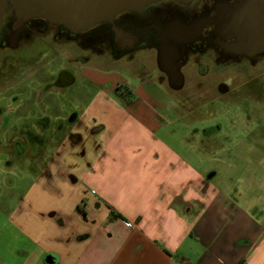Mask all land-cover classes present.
<instances>
[{
  "label": "crops",
  "instance_id": "obj_1",
  "mask_svg": "<svg viewBox=\"0 0 264 264\" xmlns=\"http://www.w3.org/2000/svg\"><path fill=\"white\" fill-rule=\"evenodd\" d=\"M77 76L94 96L73 121L47 116L45 143L31 156L40 163L33 179L5 184L0 194V264H264V177L191 163L187 88L157 82L185 90L178 103L168 91L135 84L125 103L109 82L129 77L102 66ZM257 85L251 111L264 107ZM175 120L186 128L180 152L174 136L154 134ZM86 136L93 157L73 175L59 156Z\"/></svg>",
  "mask_w": 264,
  "mask_h": 264
},
{
  "label": "rangeland",
  "instance_id": "obj_2",
  "mask_svg": "<svg viewBox=\"0 0 264 264\" xmlns=\"http://www.w3.org/2000/svg\"><path fill=\"white\" fill-rule=\"evenodd\" d=\"M1 32L0 89L4 92H0V99L12 97L15 92L24 93L22 107L19 111L6 112L0 122V194L3 195L7 189L5 188L7 184L13 182L22 186L24 183H28L30 179H33L31 172L34 175L35 170L40 167V163L31 162L26 154L22 156V162L20 163L19 160H16L18 158L15 159L13 155L11 156L6 151L8 144L5 136L10 134L15 137L19 132V128L24 129L17 126V117L19 115L28 116L31 127H34V120L42 115L55 119H57L56 116L67 118L70 115L77 114L79 109L85 108V105L90 102L95 94V89L80 79L62 91H55L53 88L51 89L52 92L40 98L36 87L38 88L40 84L52 80L62 70L78 77L77 73L82 65L76 62V57L80 55L90 56L86 67L102 66L103 68L107 67V70L119 71L123 77H129L131 85L136 84V77L128 74L130 71L123 68L125 62H105L102 59L101 61L98 57L100 53L95 52L91 57L88 51H85L77 45V42L71 39H65L59 46L53 43V27L43 32L35 31L28 37L29 39L22 37L18 47L14 49L7 45V42L3 40V36L1 39ZM26 39L29 41H26ZM140 54L141 56L137 57L138 64L135 63L139 71H136L135 74L142 72L144 65H147L146 70L149 66L155 69L154 52L146 50L140 52ZM196 66V64H193L185 69V71H188V153L191 154V156L188 155V158L195 167L203 171L227 173L228 171L231 172L236 166L239 169L237 172L242 171V175L244 171L247 172L250 169L257 174V179L259 177L263 178L264 107H256V109L250 110V104L254 103L255 99L258 102L257 95L254 99H251L249 95H245V93L250 92L248 85L251 84L241 85L238 90L235 89L226 96L221 97L219 91L216 90L217 83L220 80H223L230 88L238 82L236 79H220L218 76L217 73L220 67L224 68L229 65L220 64L218 67L216 64H211L208 74L204 76L194 73L197 69ZM199 70H203V67L199 66ZM143 73L145 75L144 83L142 81L143 86L158 88L163 93H167L166 86L157 83V77L151 70L149 74ZM143 73H140V75ZM243 81V78L240 79V83ZM12 82L14 84L16 82L17 85L14 86V84H11ZM255 82L258 84L257 87H261L262 79H257ZM10 85L13 88H10ZM194 87L198 89H194ZM168 92L172 96L171 98L178 103H181L186 96L185 90ZM114 97L113 94H110L109 98L114 99ZM184 124L183 120H175L171 125H167L162 131L154 134L157 136L166 135L170 138L174 136V144L180 152L184 150L180 139L186 132ZM38 129L35 128V130ZM91 138L89 136L81 139L75 138V141H77L75 146L70 145L69 148L65 149L63 155L59 156L60 163L68 167L73 175H81L83 171L88 169L89 162L93 157ZM52 152H55V146L48 149V153ZM7 160L10 162V166L5 164ZM19 190L21 189L18 188L15 193V199L19 198L21 193ZM0 199H3V197H0ZM5 209H7L5 206L1 207V211Z\"/></svg>",
  "mask_w": 264,
  "mask_h": 264
},
{
  "label": "flooded vegetation",
  "instance_id": "obj_3",
  "mask_svg": "<svg viewBox=\"0 0 264 264\" xmlns=\"http://www.w3.org/2000/svg\"><path fill=\"white\" fill-rule=\"evenodd\" d=\"M18 21L13 9L9 7L4 12L0 31L1 39L3 36L10 48H17L22 37L29 39L33 32H43L53 27L52 42L58 46L65 39H71L88 51L91 57L95 52L100 53L99 59L105 62H125L123 68L135 75L137 88L142 86L143 81L140 72L135 74L139 71L135 65L138 64L137 57L141 56L140 52L151 50L155 54L156 65L155 69L149 66L146 73L149 74L151 70L156 74L157 82L167 79L174 89L181 90L186 87L187 104L188 71L185 69L193 64L197 65L194 73L200 76L208 74L211 64L229 65L220 67L218 76L220 79H236L238 82L230 88L220 80L216 90L221 97L238 90L241 85L251 84L248 85L250 92L245 93L251 98L258 78L262 79L261 85L264 89V0H157L146 4L140 10L118 13L109 21L99 22L76 32L61 24L49 23L41 17L29 18L21 26ZM14 36L16 43L10 46L8 42ZM89 57H76V62L82 65V73ZM199 66L203 70H199ZM117 73L120 74L119 71ZM179 76L183 78V82L177 86ZM242 78L244 81L240 83ZM73 83V74L62 70L52 80L36 87V91L40 98L52 92L53 88L55 91H62ZM16 85L15 82L14 86ZM109 85L116 94L132 92L134 89L129 81L118 80L115 83L109 82ZM10 88L13 87L10 85ZM0 92L4 91L0 89ZM23 94L15 92L12 97L0 99V122L6 112L19 111ZM74 118V114L70 115L67 121H73ZM28 119L26 115H19L16 124L24 129L19 128L15 137L10 134L5 136L8 144L6 151L15 159L18 158L16 160L20 163L25 154L32 161L34 149L43 146L47 137L46 127L49 120L46 115L37 117L33 122L34 127H31ZM62 121L58 120L57 124ZM35 128H39V131ZM5 164L11 165L8 160Z\"/></svg>",
  "mask_w": 264,
  "mask_h": 264
},
{
  "label": "water",
  "instance_id": "obj_4",
  "mask_svg": "<svg viewBox=\"0 0 264 264\" xmlns=\"http://www.w3.org/2000/svg\"><path fill=\"white\" fill-rule=\"evenodd\" d=\"M154 1L157 0H0V24L4 12L11 7L19 20V26L29 18L41 17L49 23L61 24L76 32L99 22L109 21L118 13L140 10ZM8 43L14 46L16 36ZM182 82L183 78L179 76L176 85Z\"/></svg>",
  "mask_w": 264,
  "mask_h": 264
},
{
  "label": "trees",
  "instance_id": "obj_5",
  "mask_svg": "<svg viewBox=\"0 0 264 264\" xmlns=\"http://www.w3.org/2000/svg\"><path fill=\"white\" fill-rule=\"evenodd\" d=\"M117 95L122 99L123 102L127 103L132 98V93L130 91L125 93H117Z\"/></svg>",
  "mask_w": 264,
  "mask_h": 264
},
{
  "label": "built area",
  "instance_id": "obj_6",
  "mask_svg": "<svg viewBox=\"0 0 264 264\" xmlns=\"http://www.w3.org/2000/svg\"><path fill=\"white\" fill-rule=\"evenodd\" d=\"M124 224H125L126 226H130V225H131L130 222H128V221H124Z\"/></svg>",
  "mask_w": 264,
  "mask_h": 264
}]
</instances>
